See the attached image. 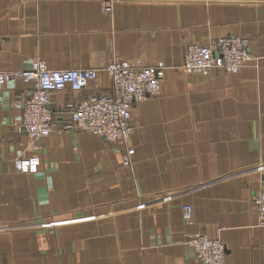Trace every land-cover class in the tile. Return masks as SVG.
Here are the masks:
<instances>
[{"label":"crops","instance_id":"1","mask_svg":"<svg viewBox=\"0 0 264 264\" xmlns=\"http://www.w3.org/2000/svg\"><path fill=\"white\" fill-rule=\"evenodd\" d=\"M224 35L249 38L237 72L181 68L187 43ZM113 57L164 65L159 93L131 107L129 165L122 144L69 127L78 98L109 90ZM32 59L97 76L50 93L37 153L16 125L32 84L0 83V264H184L196 232L222 240L225 264H264L251 201L264 180V0H0V69ZM36 154L35 171H16Z\"/></svg>","mask_w":264,"mask_h":264},{"label":"built area","instance_id":"2","mask_svg":"<svg viewBox=\"0 0 264 264\" xmlns=\"http://www.w3.org/2000/svg\"><path fill=\"white\" fill-rule=\"evenodd\" d=\"M110 1H104L103 11H109ZM252 58L249 51V38L243 35H224L216 37L207 44L187 43L182 51L181 68L185 72L207 73L212 68H222L237 72L246 61ZM110 79L107 92H91L82 95L70 107V128L82 129L97 134L105 141L122 144L124 150L121 161L130 164L133 152L130 137L132 133L131 107L133 103L156 95L164 76V65L141 64L140 60L128 61L113 57L104 67ZM94 68L49 69L42 59H32L21 70L0 69V83L19 78L30 82L22 101V112L17 127L28 138V147L40 152V142L51 129L52 113L49 107L50 93L68 87L72 91H81L96 79ZM40 156H16V171H35ZM251 201L255 207L258 223L264 225V180L252 193ZM192 208L182 205V218L191 221ZM1 230V227H0ZM186 242L193 248L194 260L184 264H225V245L219 237L196 232L186 236Z\"/></svg>","mask_w":264,"mask_h":264}]
</instances>
